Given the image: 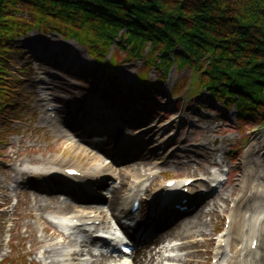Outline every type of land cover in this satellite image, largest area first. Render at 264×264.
<instances>
[{
	"label": "rangeland",
	"instance_id": "374dc122",
	"mask_svg": "<svg viewBox=\"0 0 264 264\" xmlns=\"http://www.w3.org/2000/svg\"><path fill=\"white\" fill-rule=\"evenodd\" d=\"M20 44L23 52L21 56H13L16 65L13 68L22 84L10 104L0 110V264H53V259H65L72 247L66 236L54 235L61 229L51 222L53 210L38 212L40 202L51 204V196L57 201L60 189H42L41 185H24L13 179L19 169L36 167L56 158L76 162L83 169L93 164L90 157L80 154L56 131L63 130L62 127L44 122V118L49 117L46 96L54 108H62L64 112L70 110L74 114L70 125L74 133H78L76 126L83 122H96L106 128L104 140L122 132L136 136L146 125L155 129V133L143 136L142 148L133 151L109 145L111 154L97 153L103 156L105 163L112 162L109 164H114L117 169L125 167L136 157L151 158L153 162L158 156L156 154L169 156L155 165L153 171L162 169L163 172L145 194H140L141 211L137 221L148 214V197L159 183L170 179L182 180L192 176L191 173L203 178L214 171L219 175L221 183L217 190L222 198L213 196L212 191L210 196L195 203L196 208L204 201L215 202L214 211L209 207L193 208L195 212L181 220L165 212V219L171 224L180 222L179 225H187L192 221H202L205 234L194 238L196 244L192 250L196 256L186 258L185 250L172 249L165 252L172 258H164L158 264H214L211 256L215 246L221 242L220 236L228 221L226 216L239 194L238 181L245 168L252 172L249 179L252 199L243 214L247 218L255 209L264 208V140L260 138L264 123L261 119L237 122L232 107H219L206 90L196 84H188L192 73L189 67L177 69L173 66L163 79H160V71L147 69L146 79L150 84L144 86L137 85L135 81L144 68L142 62L128 58L124 51H117V62L111 72L105 63L96 66L75 41L63 39L53 32L30 31L20 39ZM42 81L47 86L42 85ZM92 136L85 133L89 141ZM257 141L260 142V150L253 152L249 162L244 163L248 147ZM156 143L159 144L157 151L148 149ZM185 161L189 164L183 165ZM213 161L219 164L213 166L210 163ZM202 169L207 173L202 174ZM128 178L123 177V180ZM119 181L115 184L118 185ZM200 192L204 196L205 190ZM101 202L84 199L76 208L105 207ZM155 225L156 222L151 235ZM79 239H87V235L81 234ZM169 242L174 244L178 241L168 238L157 247ZM47 249L53 250L50 255H45ZM85 258L91 259L79 254L75 261L60 264H85ZM135 260L140 263V256Z\"/></svg>",
	"mask_w": 264,
	"mask_h": 264
},
{
	"label": "trees",
	"instance_id": "16d2710c",
	"mask_svg": "<svg viewBox=\"0 0 264 264\" xmlns=\"http://www.w3.org/2000/svg\"><path fill=\"white\" fill-rule=\"evenodd\" d=\"M34 30L72 39L111 72L126 52L144 67L137 85L150 84L147 69L163 79L189 67L188 84L232 107L237 122L264 123V0H0V110L22 84L13 56Z\"/></svg>",
	"mask_w": 264,
	"mask_h": 264
},
{
	"label": "bare ground",
	"instance_id": "6f19581e",
	"mask_svg": "<svg viewBox=\"0 0 264 264\" xmlns=\"http://www.w3.org/2000/svg\"><path fill=\"white\" fill-rule=\"evenodd\" d=\"M41 84L45 85L46 83L42 81ZM45 101L47 109L54 106L51 103V99L47 96ZM48 113L49 117H45L44 122L47 124H57L58 127H62L63 130L56 131L70 141L71 147L76 149L80 154L82 153L90 157L93 164L90 168L83 169L76 162L71 163L68 159L56 158L45 161L44 164L36 167H24L19 169L13 179L15 182L19 180V182L24 185H41L42 189L47 190L63 188L67 191L69 194L66 193L57 196V201H54L53 196H51V204L49 205L40 202L37 205L39 208L38 212L41 210L45 212L52 209L54 212L50 215L52 219L57 220L62 225L66 226L68 230L71 228L70 230L73 231L77 230L86 235L90 234L88 237H90L89 239L92 242L93 236L98 235L99 227L89 223H95L96 221L104 223L109 217L108 212L104 207L100 206H81V209L79 210L70 199L73 200L74 197L80 198L79 196L82 198H89L95 187H104L105 185L112 187L110 201H103H105L109 212L112 213L114 218H125L128 216V208L131 206L133 198H137V195L141 193L145 194L149 190L150 185L163 172L162 169L157 172L153 171L155 165L157 166V163L165 160L166 157L169 156H166L165 154H156L158 156L153 162L151 158L144 160L142 157H136L125 167L117 169L114 165H110V162L105 163L103 156L97 154L98 151L104 155L111 154V149L108 148L109 145L128 147V149L131 148L134 150L142 148L144 146L143 136L155 133L153 127L146 125L145 127L140 128L136 136H129L127 132H122L115 136L106 137L104 140V136L108 130L103 128L99 123L94 122L90 124L83 122L76 126L79 128L78 133H74L73 129H71L72 126H70L74 119V114L71 113L70 110L64 112V109L56 107L53 111H48ZM53 113H55L54 118L52 117ZM62 113H66V115L63 116ZM85 132H89L93 135L90 141L85 138ZM260 138L262 139H260L261 141L264 140V132H261ZM148 149L155 152L159 149V144H153ZM258 150H260V142L257 141L256 143L251 144L245 153L244 163L249 162V156ZM183 163V165L189 164L187 161ZM210 163L213 166L219 164V162L217 163L215 161ZM69 169L79 171L80 174H83V177L82 175H68L66 170ZM205 173H207V171L202 169V174ZM191 175L192 176L186 177L185 179L176 180L170 187H166L165 183H159L157 187L153 189L151 196L148 197L147 205L149 207V212H155V214H157L156 218L160 220L164 217L161 214V210L168 206H172L181 200H184L182 203L183 205L189 206L196 201H202V197L210 196L212 191L213 196L216 198H222L221 192L217 190L218 185H220L218 180L219 175L216 174L215 171L208 173L207 178L194 175V173H191ZM251 175L252 172L248 168H245L238 181L239 194L233 201L231 212L226 216L228 219L227 226L224 233L220 236V241L224 243L221 244V242H219L215 246L211 256L215 261L214 264H264V208L255 209L252 215L247 218L243 214L244 209L248 208L249 200L252 199L251 186L249 184ZM126 176H129V178L127 181H124L123 177ZM150 176H153L151 180H149ZM189 179H192V181L188 185H184V182ZM117 180H120V185L115 184ZM211 184H214V186H211ZM183 190H186L187 193H183ZM201 190H205L204 196L200 194ZM225 199L226 198H224V200ZM215 205V202L204 201L198 205L195 210H197V208L204 209L209 207L210 211H214L213 208ZM116 207L118 208V211H115ZM195 210L192 212H195ZM60 214L65 215L63 217V215ZM128 217L131 219L135 218L134 216ZM160 222L162 221H159L157 224ZM142 223L143 222H140L136 227L138 228L140 225L142 226ZM179 223L169 226L163 231V233L156 237L154 241H151L145 247L140 248L137 252V256H140V263L134 260L133 264H158L164 258H172L169 253L165 255V252L172 249L185 250L186 258L196 256L194 255L195 251L192 250L196 244L194 238L204 236V224L202 221L198 220L192 221L187 225H179ZM54 235L64 236V233L57 230ZM108 236L113 237L115 242L121 240V237L113 235V233L108 234ZM168 238L178 242L172 245L168 244L166 246L157 247L158 243H161L164 239ZM254 239L257 240V245L252 249L251 244ZM67 242L68 244H72V246L76 245L74 240L69 239ZM87 245L88 242L84 240L80 246L82 256L84 257L88 255V252L85 250ZM52 251V249L45 250V255H50ZM196 253H198V251ZM90 255H92V257L95 256L93 251L90 252ZM77 256L78 254H76L75 251H70V253L65 255V259L62 261H56L53 259V264L75 261ZM177 258L185 259V257L181 256H177ZM108 262H110L109 259L103 257L102 259H96L93 262H87L86 264H106ZM126 262L127 261L125 260V263ZM113 263L122 264V262L118 261Z\"/></svg>",
	"mask_w": 264,
	"mask_h": 264
}]
</instances>
